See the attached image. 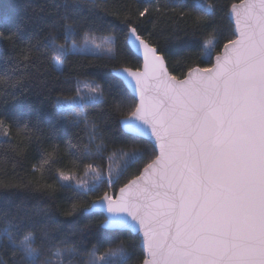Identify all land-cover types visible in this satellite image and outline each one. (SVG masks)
<instances>
[{
	"label": "snow or ice",
	"instance_id": "6c2138e0",
	"mask_svg": "<svg viewBox=\"0 0 264 264\" xmlns=\"http://www.w3.org/2000/svg\"><path fill=\"white\" fill-rule=\"evenodd\" d=\"M146 3L150 5L151 0ZM191 7L198 13L194 27H205L214 5L194 0ZM152 11L159 13L160 8L145 6L138 17ZM230 12L235 18L236 38L227 40L223 54L215 57L210 68L189 67L183 80L169 75L167 49L145 43L131 16L121 21L127 29L126 45L137 52L142 49L145 69L143 73L113 69L115 77L139 90L141 96V103L121 123L137 137H154L153 150L158 148L159 154L120 189L116 200L105 193L86 205L74 202L67 214L102 213L104 228L142 233L145 258L140 264H264V0H242L240 5L233 4ZM190 14L181 12L180 16ZM21 29L22 23H18L10 31L0 30V44H15ZM218 43L219 34L213 28L200 44L199 59L211 61ZM43 44L51 50L57 69H62L71 55H116L114 35H105L98 42L95 32L82 31L67 19L60 29L48 31ZM29 55L24 56L25 61ZM149 79L154 82L151 87L147 86ZM8 81L7 75H0V84ZM103 102L102 85L77 79L74 95L57 96L55 107L61 113H74ZM114 107L119 109L120 102ZM13 126L18 135L31 140L28 122L13 117L6 125L0 118V129ZM3 135L8 137L10 131ZM95 139L90 135V144ZM68 147L77 148L78 154H72L77 167L99 157L105 149L103 144H96L94 151L89 145L80 149L71 141ZM145 151L121 150L125 163L118 172L109 169V185ZM55 162L52 153L45 152L40 167ZM85 175L91 179L60 174L54 185L86 196L98 189L104 176L91 164L85 165ZM47 188L55 190L53 185ZM59 243L65 246L53 248L49 242L45 249L43 243L37 244L32 230L9 224L0 227V245L11 249L12 264L17 256L22 264H75L79 256L76 248L67 246L66 240ZM129 248L120 242L98 254L97 245H93L87 258L81 259L83 264H128ZM0 264H6L2 256Z\"/></svg>",
	"mask_w": 264,
	"mask_h": 264
},
{
	"label": "trees",
	"instance_id": "16d2710c",
	"mask_svg": "<svg viewBox=\"0 0 264 264\" xmlns=\"http://www.w3.org/2000/svg\"><path fill=\"white\" fill-rule=\"evenodd\" d=\"M238 1L208 0L214 5L213 14L205 27L195 28L198 13L191 7L194 0H188L187 6L184 0H151L150 5L146 0H0V30L10 31L22 23L15 44H0V75L9 77L7 84H0V118L5 119L6 125L11 124V118H20L21 122L29 123L32 131V138L28 140L18 135L14 126L0 129V227L9 224L32 230L37 235V244L43 243L45 249L49 248V242L53 248L63 247L65 245L59 242L66 240L67 246L75 247L79 253L75 264H83L81 258H87L93 245H97L99 254L124 242L130 245L132 253L128 264H140L143 253L137 234L104 229L100 224L104 219L102 213L77 211L71 216L67 214L74 202L78 206L86 205L104 193L114 195L156 154L149 141L126 133L119 125V120L134 109L135 99L111 70L140 66L139 57L125 43L127 29L121 21L131 16L141 38L153 47L167 49L168 71L181 78L189 67L210 66L211 61L199 59V48L213 28L219 34V43L212 56L234 37L228 10ZM145 6L153 10L159 7L160 12L152 11L144 18L138 17V11ZM181 12L191 14L182 18ZM65 19L81 26L82 31L95 32L98 42L105 35H114L115 58L105 54H76L66 59L62 69H57L51 59V50L44 47L43 38L48 31L60 29ZM76 39L79 43L80 37ZM25 55H29L27 61ZM77 79L94 80L102 85L104 102L77 109L74 113L58 112L57 96L74 95ZM110 85L114 87L110 89ZM117 101L119 109L114 107ZM4 131H10V135L5 137ZM90 135L96 137L91 144ZM69 141L80 149L89 145L94 151L96 144H103L105 149L99 157L84 160L77 167L72 163V154H78L77 148H69ZM134 149H146L144 156L130 163L109 185V169L113 173L120 171L126 160L120 151ZM45 152H51L56 162L41 168ZM87 164L103 171V183L94 193L81 196L54 185L55 177L60 174L76 180H90L91 177L85 175ZM48 185H53L55 190L48 189ZM101 241L105 242L101 244ZM10 255L11 249L6 244L0 245V256L6 264H12ZM16 264H22L19 256Z\"/></svg>",
	"mask_w": 264,
	"mask_h": 264
},
{
	"label": "water",
	"instance_id": "95a60500",
	"mask_svg": "<svg viewBox=\"0 0 264 264\" xmlns=\"http://www.w3.org/2000/svg\"><path fill=\"white\" fill-rule=\"evenodd\" d=\"M241 3H242V0H240V1H238V2H235V3H233V4L240 5ZM233 4H231L230 7H229V10H228V19H229L230 23L232 24V32L234 33L235 28H236L235 18L231 15V12H230L231 6H232ZM233 36H234V37H233L232 39H235L236 36H235L234 34H233ZM141 39L144 40L143 38H141ZM144 41H145V43H147L150 47H153V46L150 45L146 40H144ZM223 46H224V45H223ZM223 46L221 47V49H220V51H219L218 53H216V54H214V55L212 56L211 64H210L209 67H206V68H210V67L212 66V64L215 63V57H216L217 55H222V54H223V52H224V47H223ZM130 50H131L136 56L139 57V59H140V66H139V68H137V69L127 68V67H119V68L128 69L130 72H137V71H138V72H140V73H143V72L145 71V69H144V57H143V51H142V49H141L140 52H137L135 49H131V48H130ZM165 67L167 68V66H166V62H165ZM195 67H197V66H195ZM167 70H168V68H167ZM168 72H169V71H168ZM111 73H112V75H113V69L111 70ZM187 74H188V70L185 72V74H184L183 77H181V78H176V77H175V78H176L177 80H183V79L186 78ZM169 75H170V76H173L172 74H170V72H169ZM117 78H118V77H117ZM118 79H119V78H118ZM121 82L123 83V85L125 86V88L129 91V93H130V94L134 97V99H135V107H134V109L132 110V112H134L135 109H136V107H137V105H139V104L141 103L140 92H139V90L133 89L132 87L128 86L124 81L121 80ZM153 83H154V82H153L151 79H149V80L147 81V86L151 87V85H152ZM132 112H131V113H132ZM131 113L128 114L127 116L121 118V119L119 120V125H120L121 129H122L123 131H125L126 133H129V134L135 135V134L129 132V131L124 127V125L121 123V121H122L124 118L129 117V116L131 115ZM141 138H144L145 140L149 141V142L152 144V146L154 147V144H153V142H154V140H155L154 137H151V136H143V137H141ZM155 153H156V154H155V156L153 157V159H155V157L159 154V150H158V148L155 149ZM153 159H152V160H153ZM152 160H151V161H152ZM151 161H149L148 163H150ZM148 163H147V164H148ZM147 164H146V165H147ZM146 165H145V166H146ZM145 166L140 170V172H139L136 176H134V177L131 178L129 181H127L125 184H123L121 187H119V188L116 190V192L114 193V195H109V194H107V193H106V194H107L109 197H112L113 200H116L117 197H119V196L121 195V193H120V189H121V188H124L125 185H128L130 181H133L137 176H139V175L141 174V172L143 171V169L145 168ZM104 195H105V193H104L100 198H102ZM102 215H103V214H102ZM103 217H104V215H103ZM129 219H130V218H129ZM101 226H102V225H101ZM102 227H103V226H102ZM103 228H104V227H103ZM104 229H107V228H104ZM109 230H112V229H109ZM120 230H127V229H120ZM131 233H133V234H137V236H138V238H139V247L141 248L142 253H143V258H142V260H143L145 257H144V250H143V244H142V233H135V232H131Z\"/></svg>",
	"mask_w": 264,
	"mask_h": 264
}]
</instances>
